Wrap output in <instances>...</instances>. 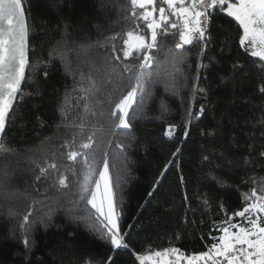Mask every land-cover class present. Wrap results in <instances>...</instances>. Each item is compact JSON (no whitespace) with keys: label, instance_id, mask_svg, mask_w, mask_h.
<instances>
[{"label":"trees","instance_id":"16d2710c","mask_svg":"<svg viewBox=\"0 0 264 264\" xmlns=\"http://www.w3.org/2000/svg\"><path fill=\"white\" fill-rule=\"evenodd\" d=\"M25 8L29 66L0 146V264H138L136 254L216 243L244 195L264 188V62L240 47L237 23L214 12L203 55L194 43L173 57L178 35L158 37L150 95L129 109L131 128L116 129L110 113L130 75L123 66L136 63L122 58L125 34L150 39L128 0H25ZM93 132L89 160L97 173L108 160L128 248H112L79 199L86 169L67 159V145L84 151L79 144ZM61 174L68 188L57 184Z\"/></svg>","mask_w":264,"mask_h":264},{"label":"snow or ice","instance_id":"6c2138e0","mask_svg":"<svg viewBox=\"0 0 264 264\" xmlns=\"http://www.w3.org/2000/svg\"><path fill=\"white\" fill-rule=\"evenodd\" d=\"M128 5L131 16L143 22L144 28L150 33V39L141 35L139 31H128L125 34L127 39L123 40L122 58L128 60L131 57L136 63L123 66V72L130 75L127 92L114 103L110 113L116 129L131 128L129 109L133 104L142 103L150 95L147 86L154 81L152 73L148 70L154 63H158L156 57L152 55L154 50L161 47L158 37L178 35V41L168 50L173 57L179 54L185 45H194V42L202 44L199 54L203 55V46L210 42V36H206L207 24L214 12H223L242 30L239 37L240 47L251 57L264 62V0H128ZM136 28H141L140 23L136 24ZM29 30L25 0H0V134L5 132L9 112L18 93L21 92L22 82L25 81V69L29 64L27 55ZM118 35L109 37V40L115 41ZM112 51H117L114 43ZM134 52L137 55L133 56ZM122 58L120 55L114 57L116 60ZM175 64L176 61L173 60V67ZM261 67L264 68V63ZM92 84L95 86V81H92ZM260 91L264 93V87L260 88ZM164 107L166 110V106ZM88 111L89 108L85 105V113ZM203 111L201 108V115ZM191 115L189 109V119ZM79 126L83 127L82 124ZM174 129V125H169L164 135L171 138ZM94 135L95 132L88 135L86 141L80 142L79 148L84 151L75 150L73 147L75 140L71 145H67L70 149L67 152V159L76 163L79 158L81 166L86 169L83 181L78 182L79 199L86 201L98 214L96 221L102 225V238L114 249L128 248L110 185L108 160L104 159L103 170L98 173L94 167L95 157L89 160ZM184 135L187 137L188 133L185 132ZM117 147L122 146L118 144ZM4 151L8 149L5 147ZM49 168L55 170L57 165L52 163ZM47 171L45 168L40 169L41 175ZM93 175H98L99 180H93ZM57 184L61 188H68L67 176L59 175ZM92 185L95 186L94 189ZM260 193H264V188ZM260 193L256 188H252L250 194L244 195V206L225 220L224 223L228 226L219 229L222 235L214 238L216 243L207 251L199 255L185 256L180 249L170 247L148 254H136V261L138 264H264V194ZM100 217H103V220H100ZM235 217H239L240 221L233 222ZM84 219L90 222L94 230L99 231L96 221L91 220V215ZM27 222L28 216H25L24 223ZM24 244L27 246L28 241L25 240Z\"/></svg>","mask_w":264,"mask_h":264},{"label":"built area","instance_id":"2783aa9c","mask_svg":"<svg viewBox=\"0 0 264 264\" xmlns=\"http://www.w3.org/2000/svg\"><path fill=\"white\" fill-rule=\"evenodd\" d=\"M208 23H209V22H208ZM207 32H208V24H207ZM206 36H207V33H206ZM194 43H197V42H194ZM200 44H201V43H200ZM201 45H202V44H201ZM188 46H191V45H188ZM174 133H175V129H174L173 135H174ZM239 221H240V218H239V217H235V218L233 219V222H239ZM172 247H175V248L180 249L181 252L185 254V256L199 255L200 253L207 251L208 248H209V247H208V248H206L204 251H201V252H189V251H187V250H185V249H182V248H180V247H177V246H172ZM168 248H170V247H168ZM162 250H164V249L155 250V251H162ZM153 252H154V251H153ZM146 254H148V253H146Z\"/></svg>","mask_w":264,"mask_h":264},{"label":"water","instance_id":"95a60500","mask_svg":"<svg viewBox=\"0 0 264 264\" xmlns=\"http://www.w3.org/2000/svg\"><path fill=\"white\" fill-rule=\"evenodd\" d=\"M29 53H30V39H29V36H28V53H27V55H28V60H29ZM28 66H29V64H28ZM28 66H26V69H25V80H26V77H27V69H28ZM24 83H25V81L22 82L21 90H22V87H23ZM19 94H20V93H18V95H19ZM18 95H17V99H18ZM17 99L14 101L13 106H14L15 103L17 102ZM9 113H10V112H9ZM7 119H8V118H7ZM6 126H7V121H6ZM6 126H5V129H6ZM3 134H4V133H3ZM3 134H0V146H1V144H2Z\"/></svg>","mask_w":264,"mask_h":264},{"label":"rangeland","instance_id":"374dc122","mask_svg":"<svg viewBox=\"0 0 264 264\" xmlns=\"http://www.w3.org/2000/svg\"><path fill=\"white\" fill-rule=\"evenodd\" d=\"M103 170V169H102ZM109 177H110V172H109ZM110 185H111V180H110ZM103 194V184H101V196ZM228 226V225H227Z\"/></svg>","mask_w":264,"mask_h":264}]
</instances>
